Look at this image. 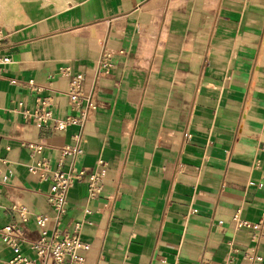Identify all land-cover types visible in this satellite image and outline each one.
<instances>
[{"label": "crops", "instance_id": "obj_1", "mask_svg": "<svg viewBox=\"0 0 264 264\" xmlns=\"http://www.w3.org/2000/svg\"><path fill=\"white\" fill-rule=\"evenodd\" d=\"M16 3L10 19L0 14V55L10 57L0 63V168L13 170L0 182V227L19 220L13 202L26 204L24 254L35 257L32 215H53L48 181L27 166L47 157L53 168L81 133L75 167L102 158L106 168L96 198L87 200V173L67 191L60 226L82 221L84 264H223L230 243L239 264H264V240L261 261L242 259L250 231L231 222L236 210L264 212V0ZM104 49L114 55L107 72ZM65 65L85 75L90 119L63 130L25 120L37 95L55 96L54 117L71 112ZM32 139L43 147L30 156ZM71 160L62 157L65 170ZM11 254L0 239V264Z\"/></svg>", "mask_w": 264, "mask_h": 264}, {"label": "built area", "instance_id": "obj_2", "mask_svg": "<svg viewBox=\"0 0 264 264\" xmlns=\"http://www.w3.org/2000/svg\"><path fill=\"white\" fill-rule=\"evenodd\" d=\"M3 38V29L0 26V42ZM9 56L0 55V63L9 61ZM114 64V55L111 51L103 50L98 59L97 65L102 71L107 72ZM62 75L68 76V84L65 93L68 97L71 112L63 117H54L51 111V105L55 96L52 94L37 95L33 107H22L20 112L22 117L36 125L45 124L52 120L57 129H66L68 125L77 124L83 127L84 123L91 117L92 111L96 108V100L92 93L85 92L83 84L85 75L83 72L72 73L71 66L65 65L60 68ZM11 81H14L12 79ZM32 90L40 91L43 87L34 79H28L25 83ZM76 142L65 144L61 147V156L72 155L70 168H63L62 157L58 159L56 165L52 168L50 160L47 157H41L35 162L28 164L29 171L36 173L40 180H47L49 189L46 193L47 200L53 210V215L48 213H35L32 219L39 227V233L35 240L27 241V247L35 255L30 258L24 254L21 244L26 242L23 223L30 218L31 212L22 201H15L11 207L18 213L19 220L4 224L0 227V239L11 250V257L1 264H84L85 256L79 254V249L87 250L89 243L80 239L81 220L74 221L70 227L60 226L62 216L68 209L67 191L69 187L77 180L83 178L87 173L86 197L87 200L96 198L103 185L106 173L105 161L102 158L97 159V167L86 171L84 167H75V158L81 154V133L73 134ZM29 148L30 156L40 152L43 143L37 140L24 141ZM13 170L3 171L0 168V182L9 180L10 173ZM85 211H89L86 207ZM231 222L234 227H246L250 231V240L252 246L242 252V259L249 262L261 261L262 256L257 249L262 240H264V212L257 220H249L240 216L239 210H236L231 216ZM236 249L229 244V250L225 256L223 264H239L236 262Z\"/></svg>", "mask_w": 264, "mask_h": 264}, {"label": "rangeland", "instance_id": "obj_3", "mask_svg": "<svg viewBox=\"0 0 264 264\" xmlns=\"http://www.w3.org/2000/svg\"><path fill=\"white\" fill-rule=\"evenodd\" d=\"M17 0H0V14H1L6 21L11 18L12 13L17 10V7L19 6L16 3ZM10 17V18H9Z\"/></svg>", "mask_w": 264, "mask_h": 264}]
</instances>
